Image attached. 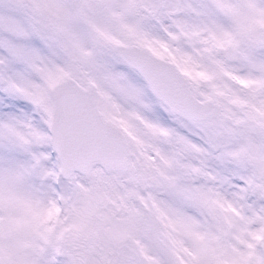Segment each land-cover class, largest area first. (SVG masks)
Listing matches in <instances>:
<instances>
[{"label": "snow or ice", "instance_id": "snow-or-ice-1", "mask_svg": "<svg viewBox=\"0 0 264 264\" xmlns=\"http://www.w3.org/2000/svg\"><path fill=\"white\" fill-rule=\"evenodd\" d=\"M0 264H264V0H0Z\"/></svg>", "mask_w": 264, "mask_h": 264}]
</instances>
